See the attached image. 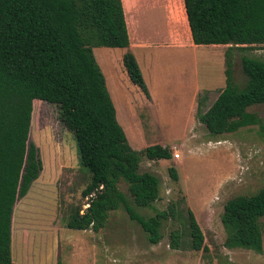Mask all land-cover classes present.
<instances>
[{"label": "trees", "instance_id": "trees-1", "mask_svg": "<svg viewBox=\"0 0 264 264\" xmlns=\"http://www.w3.org/2000/svg\"><path fill=\"white\" fill-rule=\"evenodd\" d=\"M184 2L196 45H264V0ZM130 44L123 0H0V264H16L12 255L15 207L43 170L40 150L30 141L35 102L59 107L60 120L74 136L80 165L91 173L83 196L87 199L95 193V197L87 202L90 206L84 214L76 209L70 215L68 228L98 232L111 212L123 209L141 225L151 244L161 243V229L172 211L141 216L119 184L129 185L137 207L152 206L160 199L161 181L153 173H141V163L144 158L171 160L173 152L162 145L141 152L132 148L94 54L95 48L129 49ZM229 52L227 86L200 118L214 137L228 133L250 107L264 104V61L243 58L248 82L240 88L231 76ZM123 62L132 83L150 97L134 54L128 51ZM169 174L179 182L175 168ZM261 218L264 188L230 199L222 222L233 244L255 249L261 243ZM189 229L193 250L208 252L191 209ZM180 240V233L173 232L171 247L179 249Z\"/></svg>", "mask_w": 264, "mask_h": 264}, {"label": "rangeland", "instance_id": "rangeland-1", "mask_svg": "<svg viewBox=\"0 0 264 264\" xmlns=\"http://www.w3.org/2000/svg\"><path fill=\"white\" fill-rule=\"evenodd\" d=\"M172 1L175 3V0ZM224 49L225 57L219 59L213 56L210 64L206 60L205 65L200 63L189 70V78L195 80L200 73L201 80L211 84L215 92L211 94L212 101L227 86L228 49L231 50V76L240 88H245L248 82L242 68L243 58L264 61V45L227 46ZM121 87L126 96L138 100L136 91L141 93L140 88L133 90L124 79L121 80ZM197 135L203 139L198 145L172 150L175 163H142L141 173H153L161 181L160 199L152 206L137 207L129 185L124 181L119 184L121 192L141 216L151 218L159 212L172 211L170 219L164 222L161 229L163 239L159 245L151 244L143 231V253L146 254L143 264H264V218L258 221L261 243L255 249L233 244L231 233L222 222L224 207L230 199L251 196L264 188V104L250 107L247 116L235 122L224 136H211L208 130ZM30 141L40 150L43 170L28 195L20 199L15 207L13 241L19 256H27L29 244L49 241L55 235L56 226L68 223L76 209L85 213L87 199L83 192L91 183V173L80 165L74 136L60 120L58 106L35 102ZM185 151L191 157L189 165L181 170L180 181L175 182L169 169L175 164L178 167L183 165ZM175 154L180 157L176 158ZM190 209L205 235L206 253L192 248ZM128 221L135 229H142L138 222L131 221L125 210L111 212L101 241H114L108 234L110 231L131 230L125 224ZM173 232L181 235L179 249L171 247ZM130 236H118L127 250L132 246ZM116 257L124 259L121 255ZM133 262L136 263L135 260Z\"/></svg>", "mask_w": 264, "mask_h": 264}, {"label": "crops", "instance_id": "crops-1", "mask_svg": "<svg viewBox=\"0 0 264 264\" xmlns=\"http://www.w3.org/2000/svg\"><path fill=\"white\" fill-rule=\"evenodd\" d=\"M123 6L130 48H95L94 54L105 75L118 121L132 148L141 152L156 145L171 150L198 145L203 140L198 137V132H207L200 118L220 94L212 101L211 94L215 92L211 84L202 81L200 73L195 80L189 78V70L200 63L205 65L206 60L210 64L213 56L225 57L227 46L195 44L184 0L180 4L172 0H123ZM128 51L136 57L150 97L141 89L142 95L136 91L138 100L123 93L122 79L128 81L133 90L139 89L124 66L123 59ZM184 157L183 165L172 167L179 178L191 158L186 151ZM145 162L155 165L157 162L175 163L174 159L152 161L144 158L142 163ZM107 224L97 233L92 228L73 230L67 223H61L49 241L29 244L27 256H19L13 241V260L16 264H143L146 261L143 229H135L129 221L125 222L131 230L110 231L108 234L114 241L103 243L101 235L105 234ZM120 235H131L130 249L120 243ZM116 255L124 259H118ZM16 256H19L17 260Z\"/></svg>", "mask_w": 264, "mask_h": 264}, {"label": "built area", "instance_id": "built-area-1", "mask_svg": "<svg viewBox=\"0 0 264 264\" xmlns=\"http://www.w3.org/2000/svg\"><path fill=\"white\" fill-rule=\"evenodd\" d=\"M176 158H179L180 157V155L179 154H175L174 155ZM103 189V187H101V190ZM95 197V193L94 194H92V195H90L88 198H87V202L90 200V199H92V198H94ZM90 205L89 204H87V206H86V209L89 207ZM85 209V210H86ZM82 213H83V211H82Z\"/></svg>", "mask_w": 264, "mask_h": 264}, {"label": "bare ground", "instance_id": "bare-ground-1", "mask_svg": "<svg viewBox=\"0 0 264 264\" xmlns=\"http://www.w3.org/2000/svg\"><path fill=\"white\" fill-rule=\"evenodd\" d=\"M175 2L178 3V4H180L181 3V0H175Z\"/></svg>", "mask_w": 264, "mask_h": 264}]
</instances>
